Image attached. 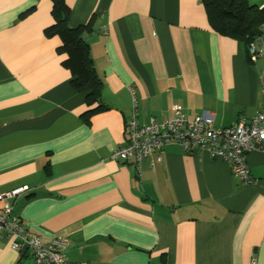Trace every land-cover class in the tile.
Returning <instances> with one entry per match:
<instances>
[{
  "label": "crops",
  "instance_id": "crops-1",
  "mask_svg": "<svg viewBox=\"0 0 264 264\" xmlns=\"http://www.w3.org/2000/svg\"><path fill=\"white\" fill-rule=\"evenodd\" d=\"M71 26L94 17L86 36L106 110L84 93L47 38L50 0H0V193L43 243L67 241L87 264H264V152L245 154L240 183L229 162L170 143L151 166L113 159L139 125L212 114V126L250 119L261 108L264 56L210 26L200 0H64ZM259 8L264 0H247ZM33 10L19 18L23 10ZM48 161V162H47ZM0 237V264H33ZM27 258V259H26Z\"/></svg>",
  "mask_w": 264,
  "mask_h": 264
},
{
  "label": "built area",
  "instance_id": "built-area-1",
  "mask_svg": "<svg viewBox=\"0 0 264 264\" xmlns=\"http://www.w3.org/2000/svg\"><path fill=\"white\" fill-rule=\"evenodd\" d=\"M263 34L247 44L251 62L264 56V24ZM262 91L261 108L250 119L239 117L235 123L214 128L212 114L186 116L182 106L176 104L168 119L151 118L146 125H139L135 120V112L129 121L127 142L117 147L111 157L113 159L134 160V167L141 158H147L151 166L161 159V151L165 145L176 143L183 149H203L212 157H221L230 163L232 174L244 184L252 181L250 169L246 164L245 153L251 150L264 152V79L260 76ZM26 190L25 186L15 187L0 193V237L9 239V246L14 250L27 251L33 264H87L84 261H69L64 249L67 241L55 237L43 243L38 234L24 226L21 220L12 213V199ZM249 264H257L252 258Z\"/></svg>",
  "mask_w": 264,
  "mask_h": 264
},
{
  "label": "trees",
  "instance_id": "trees-1",
  "mask_svg": "<svg viewBox=\"0 0 264 264\" xmlns=\"http://www.w3.org/2000/svg\"><path fill=\"white\" fill-rule=\"evenodd\" d=\"M50 1L52 22L44 28L43 34L47 38L54 36L58 38L56 51L64 55L61 64L70 72V85L76 91L84 93L88 109L81 117L87 120L91 114L108 108L101 96L103 82L94 69L90 47L86 41V36L96 30L93 27L94 17L84 24L71 26L68 22L70 9L65 1ZM200 2L206 10L212 29L243 43L249 57L247 44L263 34L264 7L259 8L247 0H200ZM32 10L33 7H29L20 12L18 17L23 18ZM25 254L28 255L27 251H23L22 256Z\"/></svg>",
  "mask_w": 264,
  "mask_h": 264
},
{
  "label": "bare ground",
  "instance_id": "bare-ground-1",
  "mask_svg": "<svg viewBox=\"0 0 264 264\" xmlns=\"http://www.w3.org/2000/svg\"><path fill=\"white\" fill-rule=\"evenodd\" d=\"M180 105V104H179ZM184 112V111H183ZM185 113V112H184ZM186 116H187V114H186ZM194 116H196V115H194ZM194 116H192V117H194ZM188 117V116H187ZM192 117H189V118H192ZM208 152V151H207ZM247 153V152H246ZM245 153V154H246ZM219 158H221V157H219ZM221 159H224V158H221ZM224 160H226V159H224ZM227 161V160H226ZM229 166H230V163H229Z\"/></svg>",
  "mask_w": 264,
  "mask_h": 264
},
{
  "label": "rangeland",
  "instance_id": "rangeland-1",
  "mask_svg": "<svg viewBox=\"0 0 264 264\" xmlns=\"http://www.w3.org/2000/svg\"><path fill=\"white\" fill-rule=\"evenodd\" d=\"M27 259V258H26Z\"/></svg>",
  "mask_w": 264,
  "mask_h": 264
},
{
  "label": "water",
  "instance_id": "water-1",
  "mask_svg": "<svg viewBox=\"0 0 264 264\" xmlns=\"http://www.w3.org/2000/svg\"><path fill=\"white\" fill-rule=\"evenodd\" d=\"M22 251V250H21Z\"/></svg>",
  "mask_w": 264,
  "mask_h": 264
}]
</instances>
